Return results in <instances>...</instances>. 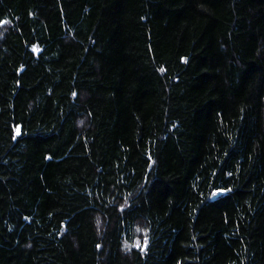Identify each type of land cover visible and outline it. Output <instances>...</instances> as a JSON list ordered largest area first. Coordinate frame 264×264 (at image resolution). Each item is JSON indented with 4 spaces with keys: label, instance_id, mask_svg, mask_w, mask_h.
Wrapping results in <instances>:
<instances>
[{
    "label": "trees",
    "instance_id": "16d2710c",
    "mask_svg": "<svg viewBox=\"0 0 264 264\" xmlns=\"http://www.w3.org/2000/svg\"><path fill=\"white\" fill-rule=\"evenodd\" d=\"M0 264H264V0H0Z\"/></svg>",
    "mask_w": 264,
    "mask_h": 264
}]
</instances>
